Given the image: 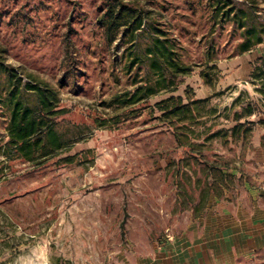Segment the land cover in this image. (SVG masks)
Returning a JSON list of instances; mask_svg holds the SVG:
<instances>
[{"label": "rangeland", "instance_id": "374dc122", "mask_svg": "<svg viewBox=\"0 0 264 264\" xmlns=\"http://www.w3.org/2000/svg\"><path fill=\"white\" fill-rule=\"evenodd\" d=\"M104 1L0 0V46L7 50L0 60L21 86L34 79L50 88L63 110L51 117L61 149L44 146L25 160L8 144V107L0 101V264H142L188 228L210 196L233 197L242 181L264 171V72L251 77L263 57L240 77L230 65L249 53L238 48L244 31L264 30V0H231L247 14L243 29L216 23L206 0H130L150 11L149 20L177 42L180 61L193 67L172 91H160L150 73L148 22L134 40L144 62L126 72V44L107 43L97 23ZM207 56L217 68L230 65L209 71L211 86L199 75L208 71ZM138 84L150 96L132 113L112 116L111 98ZM6 88L0 70V98ZM169 96L200 100L191 104L195 119L164 116L155 103ZM20 99L37 103L26 89ZM238 122L243 127L233 133ZM229 264H264V250Z\"/></svg>", "mask_w": 264, "mask_h": 264}, {"label": "trees", "instance_id": "16d2710c", "mask_svg": "<svg viewBox=\"0 0 264 264\" xmlns=\"http://www.w3.org/2000/svg\"><path fill=\"white\" fill-rule=\"evenodd\" d=\"M211 9V17L215 22L220 24L230 21L235 23L239 28L245 27V18L247 16L243 9H236L232 6L231 0H206ZM150 11L144 10L141 6L130 0H105L103 9L97 18V23L101 28L103 36L107 43L111 44L116 39L118 42L114 45L118 48L122 43L126 44L124 48L125 55H127V62L124 65L126 72H131L133 69L141 68V63L144 58L134 53V40L136 33L142 26L148 22L151 25L153 39L152 44L145 49V57L149 58L150 73L156 75L157 81L160 84V91H172L177 87L176 78L180 75L188 74L192 70L191 65L184 64L180 61L179 54L176 50L177 42L170 40L165 30L159 28L157 23L149 20ZM149 26V25H148ZM245 39L239 45V52H249L257 44L264 41V30L260 32L255 28H249L244 31ZM68 40V36H66ZM119 41H121L119 43ZM69 47L65 48V53ZM7 50L0 46V57L2 53ZM207 70H200L199 75L205 83L211 86L215 80L212 78V71L214 74L218 72L215 60L207 56ZM0 70L6 74L7 88L5 96L0 98L8 107V124L7 136L10 148L20 154L23 159L30 160L34 151L38 148L49 146V149L54 153L61 149L62 142L59 135L54 130V117L63 112L57 108V101L55 93L48 87L41 86L36 80H31L21 86V79L18 77L17 71L3 65L0 60ZM168 72L169 78L164 76ZM264 72V58L259 59L254 65L251 77L253 79H260V74ZM26 89L37 98V103L34 106L25 105L21 99L22 90ZM146 87L143 84L134 86L131 90L115 94L111 98L110 106L113 104V115L117 116L120 111L128 109L132 113L131 106L142 99V97H149L145 94ZM152 93H157L154 91ZM143 95V96H141ZM193 101L188 100L183 103L181 96H169L161 99L155 103V107L163 112V115L170 119H177L179 122L192 121L195 116L191 104ZM247 114H252L251 106H246ZM240 115H235V120L238 121ZM97 125L105 126V120L96 118ZM242 123H236L232 127V132L236 133L242 128ZM249 129V128H248ZM247 128L244 129V134L247 135ZM70 142V141H69ZM71 141L68 146H71Z\"/></svg>", "mask_w": 264, "mask_h": 264}, {"label": "crops", "instance_id": "0c3cea01", "mask_svg": "<svg viewBox=\"0 0 264 264\" xmlns=\"http://www.w3.org/2000/svg\"><path fill=\"white\" fill-rule=\"evenodd\" d=\"M260 57L264 58V43L236 58L230 64L237 67L232 75L250 74L251 63ZM224 65L219 64L218 68L230 66ZM203 90L207 96L211 89ZM258 149L261 148L257 138L255 150ZM252 178L255 180L242 181L241 192L233 197L210 196L190 226L156 246L142 264H229L264 250V171L261 177Z\"/></svg>", "mask_w": 264, "mask_h": 264}]
</instances>
